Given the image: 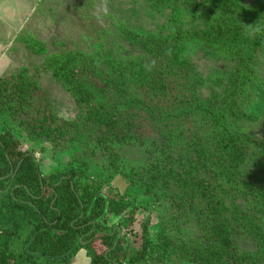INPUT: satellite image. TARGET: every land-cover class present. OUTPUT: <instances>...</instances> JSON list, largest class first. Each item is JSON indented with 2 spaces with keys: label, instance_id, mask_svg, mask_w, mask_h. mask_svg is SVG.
I'll use <instances>...</instances> for the list:
<instances>
[{
  "label": "trees",
  "instance_id": "1",
  "mask_svg": "<svg viewBox=\"0 0 264 264\" xmlns=\"http://www.w3.org/2000/svg\"><path fill=\"white\" fill-rule=\"evenodd\" d=\"M142 1L169 9L171 18L147 35L123 26L140 48L123 49L106 67L81 49L0 76V109L26 134L0 131V264H71L81 249L91 264H264V187L241 173L250 160L264 171V142L226 124L252 104L264 0L252 7L238 0ZM185 12L202 26L185 27ZM202 42L232 66L202 77L189 53ZM27 44L44 50L35 39ZM42 72H52L73 97L75 120L60 122ZM59 132L77 141L86 136L114 165L115 145L145 146L146 163L129 179L155 201L168 200L172 224L194 228L193 236L154 243L150 212L128 194L79 166L43 172L27 139ZM256 146L263 154H252Z\"/></svg>",
  "mask_w": 264,
  "mask_h": 264
},
{
  "label": "rangeland",
  "instance_id": "2",
  "mask_svg": "<svg viewBox=\"0 0 264 264\" xmlns=\"http://www.w3.org/2000/svg\"><path fill=\"white\" fill-rule=\"evenodd\" d=\"M245 7H252L261 0H238ZM184 15V26L199 28L201 22ZM182 15V16H183ZM171 18L170 11H155L142 0H0V76L11 74L23 65L42 64L52 53L70 54L74 50L96 53L106 67L111 59L128 53L133 48L122 33L123 26L147 35ZM195 20V19H194ZM35 39L44 47L37 51L28 46V39ZM190 56L204 78L223 73L232 65L213 46L204 42L192 44ZM40 84L52 94L55 111L61 121L75 120L78 107L70 93L58 82L52 72H42ZM252 104L246 108L247 115L238 114L228 118L227 126L232 132L249 135L256 143L264 142V44L257 55L256 75L249 83ZM11 130L16 136L26 138L20 122L9 110L0 109V131ZM26 149L33 151L43 172L63 170L66 166L82 167L94 179L101 178L105 185L128 194L136 205L150 212V236L154 243L164 235L189 240L195 232L190 226L180 229L172 224L170 205L165 198L158 201L146 193L145 187L129 179L137 167L146 163L145 146L117 144L120 154L117 163H111L96 142H88L86 136L73 140L59 132L41 139H27ZM95 149V150H94ZM93 150V151H92ZM256 153L259 148L253 149ZM261 154L263 151L259 150ZM242 180L264 187V171L254 161L242 166ZM156 199V198H155ZM118 218H113L116 222ZM82 252V253H81ZM71 264H88V255L81 250ZM166 264H194L192 262H168Z\"/></svg>",
  "mask_w": 264,
  "mask_h": 264
},
{
  "label": "crops",
  "instance_id": "3",
  "mask_svg": "<svg viewBox=\"0 0 264 264\" xmlns=\"http://www.w3.org/2000/svg\"><path fill=\"white\" fill-rule=\"evenodd\" d=\"M83 252H85L87 254V251L85 249H81ZM81 250L79 252H81ZM78 252V253H79ZM78 253L76 254V256L74 257V259L78 256ZM82 253V252H81ZM89 257V256H88ZM78 259H81V256H78ZM88 264H91V258L89 257V263Z\"/></svg>",
  "mask_w": 264,
  "mask_h": 264
},
{
  "label": "clouds",
  "instance_id": "4",
  "mask_svg": "<svg viewBox=\"0 0 264 264\" xmlns=\"http://www.w3.org/2000/svg\"><path fill=\"white\" fill-rule=\"evenodd\" d=\"M240 10H241V9H240ZM240 10H239V11H240Z\"/></svg>",
  "mask_w": 264,
  "mask_h": 264
}]
</instances>
